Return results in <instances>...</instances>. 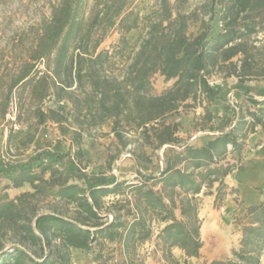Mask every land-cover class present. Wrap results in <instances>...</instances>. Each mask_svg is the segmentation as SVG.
Masks as SVG:
<instances>
[{
    "label": "trees",
    "instance_id": "trees-1",
    "mask_svg": "<svg viewBox=\"0 0 264 264\" xmlns=\"http://www.w3.org/2000/svg\"><path fill=\"white\" fill-rule=\"evenodd\" d=\"M135 1L50 3V15L39 19L29 50L15 61L8 81L0 78V117L5 118L18 91V120L26 113L35 128L53 124L70 135L75 147L66 153L41 149L24 163H0L8 180L5 190L33 188L0 203V264H72V250H89L103 236L113 240L122 227L115 217L103 226L102 199L128 195L131 201L119 205L146 204L165 223L157 234L162 249L179 248L188 258H198L202 243L197 195L204 185L218 183L214 200L221 205L227 194L236 193L223 179L240 169L248 135L257 128L264 132V106L249 98L254 111L244 114L234 105L231 129L220 131L201 148L179 146L176 125L168 119L202 108L204 123L212 122L208 106L222 96L214 84L217 78H236L235 88L264 81V0H198L196 5L197 0H154L127 63L119 69L114 53L101 46L113 30L123 43L127 33L139 29L143 17L133 7ZM191 27L196 31L190 32ZM21 41L19 37L14 43ZM156 75L172 82L160 94L152 86ZM245 89V95L252 91ZM47 102L57 108L46 107ZM229 121L222 119L224 126ZM107 122L122 149L137 144L129 151L142 170L137 185L120 182L111 188L108 180L85 174L82 135ZM26 141L36 145L34 135ZM162 147L169 149L163 167L148 174L153 159L146 148L158 158ZM227 154L233 155L230 160H225ZM48 196L53 199L49 209L39 210ZM176 202L181 219L174 217ZM236 223L242 235L238 249L210 264H261L264 202L248 207ZM152 231V221H133L126 231L127 250L132 253Z\"/></svg>",
    "mask_w": 264,
    "mask_h": 264
},
{
    "label": "rangeland",
    "instance_id": "rangeland-1",
    "mask_svg": "<svg viewBox=\"0 0 264 264\" xmlns=\"http://www.w3.org/2000/svg\"><path fill=\"white\" fill-rule=\"evenodd\" d=\"M56 0H0V78L8 81L12 75V71L15 70V61L24 57L26 52L31 47L33 41V32L36 28L38 21L41 17H49L50 9L48 5L55 3ZM154 0H136L133 7L143 17L140 21V27L138 30H133L124 36V42H119V34L116 31H111L109 36L103 42L101 49L114 53V60L119 69L127 63L128 56L132 53L135 47V41L140 33V29L147 22L144 18L145 14L150 11L154 6ZM198 0L193 5L198 4ZM196 27H191L190 32H195ZM22 38L21 44H15L14 41L18 38ZM42 69V65L39 66ZM218 79H215L214 84L217 85ZM172 83H167L160 80L157 75L152 80V86L156 93H162L165 89L171 86ZM223 89L222 96L218 98L217 102L208 106L214 118L220 117L226 111L227 105L233 104V99L226 97ZM2 89L0 87V98ZM18 91L12 97V100L8 106L5 118L0 117V163L1 164H16L24 163L25 160L33 155L37 150L49 149L50 151H61L62 153L75 151V147L72 146L70 141V135H63L60 133L58 128L53 124H48L35 128L32 116L23 113L21 120L17 119V100ZM26 99L27 98V95ZM234 105V104H233ZM46 107H57L53 103H46ZM195 110L196 112H194ZM198 112V115L196 114ZM179 114H184L186 118L179 122L182 124L186 132L183 135V139L180 140L182 144L185 141H189L190 137L187 135L190 127L192 131L201 129L204 127L203 116L205 111L202 108L191 109L187 111H181ZM179 114L175 117L178 118ZM193 114V115H192ZM173 117V116H171ZM170 117V118H171ZM28 135H34V141L36 145L27 143L26 138ZM83 141L81 151L84 153L83 161L85 163L86 170L89 174L95 173H110L115 174L120 178L127 181L134 179L136 174L137 166L132 160L129 151L137 144L131 143L125 150L121 151L118 147L119 142L110 137V131L108 125L102 128H94L90 131H85L82 135ZM132 138H137L133 135ZM24 141L22 145L21 142ZM169 149L162 147L157 151L158 158L152 154L151 148H146L147 156L153 159L152 170L155 171L157 168L163 167V162L168 154ZM110 158H114L113 162H110ZM252 153L249 151L245 156L242 157V164L240 169L233 176L227 179L228 185L234 184L237 188V192L228 199L235 206L239 207L243 202V198H248L251 193L258 190L254 188L253 183L249 181L248 176L253 166ZM109 165V167H108ZM3 170V169H2ZM0 203L7 202L8 200H15L25 193H32L33 188L29 185H24L20 189L9 188L5 190L3 186H6L8 180L4 179L2 172H0ZM234 187V186H232ZM51 195V193H50ZM242 201H241V199ZM197 200L203 201L202 197H197ZM53 202L51 196L46 197L39 203V210L49 209L50 203ZM110 204L109 200L104 201ZM237 214L229 216L230 218L222 217L221 221L216 224L220 234L227 230L231 220H235ZM224 229V230H223ZM232 248L235 249L238 246V238L235 232L232 231ZM264 263V262H263Z\"/></svg>",
    "mask_w": 264,
    "mask_h": 264
},
{
    "label": "crops",
    "instance_id": "crops-1",
    "mask_svg": "<svg viewBox=\"0 0 264 264\" xmlns=\"http://www.w3.org/2000/svg\"><path fill=\"white\" fill-rule=\"evenodd\" d=\"M156 76H154V78H156ZM160 80L163 81L164 78L160 77ZM236 82V78H230L226 81H223V79L219 78L217 82V86L219 85L221 87V92L225 88L224 93L226 94V97L231 96L235 107L241 106L240 110H242L244 114L246 113V110L253 112V108L248 104L249 98H251V100L254 99L255 101H257V107L264 106V81H253L250 83H246L244 85L245 87L243 86L239 88H235ZM166 83L168 85L172 82ZM246 87H249L252 91H250L248 94L246 93L245 95ZM235 90L239 92L236 97ZM249 95L251 97H249ZM233 104L227 105V112H224V114L212 120V122L204 124V127H202L201 129L197 128L196 130L192 131V129L188 127L190 130L187 135L192 138L189 139L190 142L185 141L182 144L180 143V140L183 139L184 134L186 136V133H183L186 131L184 129H181L183 128V126L182 124L179 125V122L183 121L186 116L184 114H179L178 118L175 117L176 115L169 118L168 122L176 125L177 131L175 133V138L176 140H178L179 146H184L185 144H187L195 148H201V146L206 145L209 141H212L217 136H219L220 131H229L231 129V126L235 123V120H233L235 118V115H233L231 109L234 106ZM236 110H238L237 107ZM193 111L196 112L195 110ZM196 114L198 115V112ZM224 117L230 119L229 123L226 126H224V124L222 123V119ZM105 125H108L109 127L110 137H114L113 140H117L114 133L111 131L110 122H107L100 127L94 128H102ZM82 141L79 145L80 150H82ZM118 148L121 151L124 150L122 149L121 145ZM249 151L252 153L253 166L250 170L251 172L249 173L248 179L253 183L254 188L257 187L258 190L251 193L248 198H243L244 200L239 207L234 205V203L231 201L232 199H228L233 195L231 193L227 194L224 197L221 205H217V202L214 199L218 183H214L212 187L204 185L200 194L197 195V197L201 196L203 200H199L198 209V218H200L201 221L199 236L202 243V246L199 250L200 256L198 258H188L179 248H171L169 251L162 249L160 247L157 234L159 230L165 226V223L161 224L159 219L155 217L153 210L151 208H148L146 204L119 205L125 204L127 201H131L132 195H128L127 197L116 196L115 198L105 197L102 199V206H100L99 208V214L103 217V226L109 225L115 217L116 220L122 224V227L117 228V236H115L113 240L103 236L99 237L95 242H93L89 250H72V264H210L212 261H222L224 259L230 258L232 254L231 251L238 249L239 241L242 236L240 226L236 223V221H238L241 216H243L248 207L255 206L258 203L264 202V132L259 128H257V130L253 134H249L245 139L243 149L241 151L242 157L245 156ZM232 156V154H227L225 160H230ZM113 159L114 158H110V162H113ZM132 160L137 166L133 157ZM82 166L85 168L86 175L94 177L99 176L103 180H108L110 184L112 183L111 188L115 183L120 182H126L127 185H137L139 183V171H142L139 166H137L134 179L130 182L118 177L115 174L110 173L89 174L86 172L88 168L85 167L84 161H82ZM237 171L238 170H234L223 179V182L228 187V190L233 189L237 192V188L235 187V185H228L227 182V179L233 176ZM151 172L152 171H149L148 174ZM156 174L157 173H155V175ZM158 188H160V186L156 187V189ZM105 200H109L110 204L105 203ZM166 202V205L170 204V202ZM178 204L179 202H176V209H174L173 213L176 219H181ZM119 206L123 207L121 211L117 210V207ZM235 214H237L235 220H231V223L228 225L227 230L224 233L220 234L218 228L216 227V224L221 221L222 217H224V219L230 218L229 216H234ZM141 220L145 221L146 225H148L149 222L152 221L153 231L150 239L147 241L139 242V244L135 246L134 251L131 253L125 247L126 231L133 221ZM90 230L92 231L93 228H91ZM232 231L235 232V235L239 240L238 246L235 249L232 248ZM262 252L261 264H264V248Z\"/></svg>",
    "mask_w": 264,
    "mask_h": 264
},
{
    "label": "built area",
    "instance_id": "built-area-1",
    "mask_svg": "<svg viewBox=\"0 0 264 264\" xmlns=\"http://www.w3.org/2000/svg\"><path fill=\"white\" fill-rule=\"evenodd\" d=\"M115 198V197H114ZM114 198H112V199H114Z\"/></svg>",
    "mask_w": 264,
    "mask_h": 264
}]
</instances>
